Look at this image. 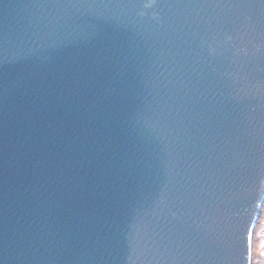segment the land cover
Returning a JSON list of instances; mask_svg holds the SVG:
<instances>
[{"label": "water", "instance_id": "1", "mask_svg": "<svg viewBox=\"0 0 264 264\" xmlns=\"http://www.w3.org/2000/svg\"><path fill=\"white\" fill-rule=\"evenodd\" d=\"M264 0H0V264H250Z\"/></svg>", "mask_w": 264, "mask_h": 264}, {"label": "flooded vegetation", "instance_id": "2", "mask_svg": "<svg viewBox=\"0 0 264 264\" xmlns=\"http://www.w3.org/2000/svg\"><path fill=\"white\" fill-rule=\"evenodd\" d=\"M259 227V229H257ZM251 264H264V220L258 218L251 238Z\"/></svg>", "mask_w": 264, "mask_h": 264}, {"label": "rangeland", "instance_id": "3", "mask_svg": "<svg viewBox=\"0 0 264 264\" xmlns=\"http://www.w3.org/2000/svg\"><path fill=\"white\" fill-rule=\"evenodd\" d=\"M258 218H262V221L264 220V199H263V201H262V205H261V207H260V211H259V214H258V217H257V220H258ZM256 220V221H257ZM257 229H259V227L257 228ZM250 244H251V242H250ZM251 245H250V253H251ZM249 263L251 264V257H250V261H249Z\"/></svg>", "mask_w": 264, "mask_h": 264}, {"label": "snow or ice", "instance_id": "4", "mask_svg": "<svg viewBox=\"0 0 264 264\" xmlns=\"http://www.w3.org/2000/svg\"><path fill=\"white\" fill-rule=\"evenodd\" d=\"M262 247H264V245H262Z\"/></svg>", "mask_w": 264, "mask_h": 264}]
</instances>
